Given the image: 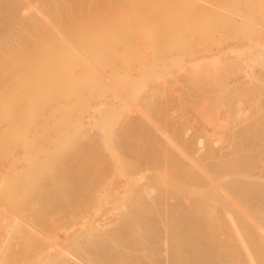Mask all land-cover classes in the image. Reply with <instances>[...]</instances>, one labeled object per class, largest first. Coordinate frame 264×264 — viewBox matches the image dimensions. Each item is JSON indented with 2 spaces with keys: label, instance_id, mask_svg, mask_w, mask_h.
I'll return each instance as SVG.
<instances>
[{
  "label": "bare ground",
  "instance_id": "obj_1",
  "mask_svg": "<svg viewBox=\"0 0 264 264\" xmlns=\"http://www.w3.org/2000/svg\"><path fill=\"white\" fill-rule=\"evenodd\" d=\"M0 264H264V0H0Z\"/></svg>",
  "mask_w": 264,
  "mask_h": 264
}]
</instances>
